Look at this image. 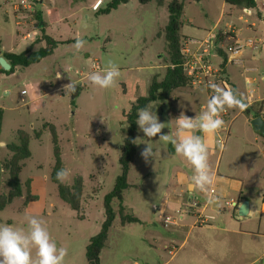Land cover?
<instances>
[{"label":"rangeland","instance_id":"1","mask_svg":"<svg viewBox=\"0 0 264 264\" xmlns=\"http://www.w3.org/2000/svg\"><path fill=\"white\" fill-rule=\"evenodd\" d=\"M95 1L0 0V50L3 53L22 51L21 44L25 41L29 45L22 52L36 51L45 46L41 44V33L36 26L37 12L53 14L57 8L62 16L72 14L59 27L49 31L52 36L73 38L71 43L61 44L53 56L39 64L0 75V141L6 145L0 147V167L12 156L7 145L18 143L17 132L24 130L31 136V157L22 162L19 176L23 196L0 210V225L26 231L27 216L41 219L57 246L68 250L65 264H88L86 248L105 220L104 198L113 190L121 174L119 159L127 127L122 112L128 111L137 98L148 95L154 77L159 81L164 78L166 68L154 67L169 63L164 28L169 19L167 6L170 0H165L162 6L155 2L142 4L139 0H129L109 14L100 11L112 0H105L97 10L92 8ZM180 2L184 7L182 35L188 37L208 32L218 24V20L217 31L227 29L228 8H223L225 0ZM236 23L243 28L247 26L244 21ZM243 34H246L245 30ZM27 35L30 38L24 39ZM78 36L86 43L76 52L73 45ZM110 63L117 65L121 72L117 85L111 89L93 85L88 79L89 74L103 73ZM155 72L159 73L153 75ZM57 73L61 79H56ZM69 77L82 87L75 106L71 105L70 94L63 89L71 82ZM151 109L157 115L163 114L159 118L163 123L170 124L172 113H175L170 103L151 105ZM49 124L56 126L64 168L71 172L70 179L64 184L71 186L77 177L83 180L78 212L60 199L57 186L50 179L55 162ZM137 138L140 144H137L130 185L124 191L123 210L125 214L151 220L152 206L160 204L165 190L175 184L176 168L181 166L182 158L169 153L167 144L158 140L159 136L150 140L138 129ZM144 143L150 144L158 153L156 159L149 163L141 157V151L146 147ZM8 179L9 173L3 169L0 194L9 192ZM28 180L31 181V194L37 199L26 204L25 182ZM191 201L199 202L195 197H191ZM113 206L118 211L120 204L114 201ZM220 212L211 214L217 218L215 224L220 226L224 215H229L233 226L244 219L233 216L228 209ZM166 216L175 217L180 225L192 223L191 218L181 220L180 213L168 211L162 216H154L158 229L175 228L173 225L164 226ZM260 218L264 220V214L248 218L250 220L245 223L249 228L257 229ZM145 229L148 228L136 223L122 225L117 215L99 257L100 264H262V260L257 258L264 249V238L242 239L236 244L231 242L228 234H222L224 237L220 242L210 237L206 247L193 232L182 245L189 229L186 228L183 237L169 249H164L160 240L157 250H151Z\"/></svg>","mask_w":264,"mask_h":264},{"label":"crops","instance_id":"2","mask_svg":"<svg viewBox=\"0 0 264 264\" xmlns=\"http://www.w3.org/2000/svg\"><path fill=\"white\" fill-rule=\"evenodd\" d=\"M261 2L262 0H256L257 6L254 8L252 15L245 16L242 13V8H245V6H226L225 1L223 8L225 10L228 8V22L225 24L227 29L217 31L220 23V20H218V24L216 23L208 32L188 37L183 35L185 39L183 40L182 53L185 62L194 63L196 66L195 75L191 77L192 83L187 88L175 89L166 100H158L151 104L157 106V104L167 105L170 103L173 106L175 110V113H172L173 119L168 128L166 127L163 130L164 134H170L173 137L176 133L175 118L181 112L195 118L207 109V102L214 94L209 87L211 83L236 90L249 105L246 111L226 109L222 112L220 115L225 121V125L215 135L207 136L198 130L195 131L194 134L204 136L206 143L209 145V164L212 173L216 177V182L211 187L215 189V194L209 196L198 189L189 191L188 186L192 182L194 170L186 158L181 156L182 164L176 168V182L165 190L160 204L152 206L153 213L150 214H153V216L151 215V220L150 218L149 220H143L137 217L140 223L136 224L148 228L145 231L147 230L148 233V245L151 250H157V244L160 240L163 241V248L169 249L171 245H174L183 237L186 228L189 229H187L182 245L186 244L193 232H195V236L199 237L201 245L206 247L209 246L207 241L210 237H213L214 241L220 242L224 237L222 234H228L229 238L232 239L231 242L236 244H239L242 239L264 238V220L262 218L258 220L257 229L249 228L245 223L246 220L255 218L257 214H264V203L262 201L264 198V136L257 133L251 125V121L257 117L256 113L261 109L262 101H264V9L260 7ZM71 16L72 14L62 16L57 8L53 14L46 12L42 15L44 21L48 24L46 33L59 42L50 56L55 54L61 44H68L74 40L70 37L63 38L49 34L50 29L59 27L63 20H68ZM240 17H244L246 20ZM236 21H244L247 26L245 28L238 26ZM244 30L245 35L243 34ZM248 39H253L255 45L248 46L246 44ZM206 40L212 42V44L208 45L205 42ZM25 42L21 44L22 51L25 50V46L29 45L27 41ZM42 43L45 44V42ZM235 43L245 45L239 57L240 64L238 65L230 62V56L227 52V47L235 45ZM22 51L9 50L8 52L21 53ZM2 53V50H0V56H2ZM201 61L206 65H211L214 70L211 75L202 70L203 64ZM160 68H167V65L154 67V69ZM158 73L155 72L153 75ZM162 115L157 116L160 118ZM218 138L223 140V150L218 147ZM167 148L169 153L176 154L171 143L167 144ZM191 197L199 200L200 205L204 206L203 212L208 213V215H211L212 212L221 213L220 211L228 209L233 213V216H239L237 212L244 201L249 203V212L247 216L240 217L244 218L243 221L236 222L235 226L230 223L229 215H224L221 222H219L222 226L215 224L217 222L215 217V221L211 225L195 227L196 214L185 210L182 205L186 198L189 200ZM215 200L219 204L220 211L218 212L212 209ZM230 200L237 202V206L233 210L225 205V202ZM168 211L180 213L182 215L181 220L191 218L192 223L176 224L173 225L174 229H158L156 220L153 219L154 216L157 214L162 216ZM170 252L172 253V251ZM257 259H261L262 264H264V249L258 254Z\"/></svg>","mask_w":264,"mask_h":264},{"label":"trees","instance_id":"3","mask_svg":"<svg viewBox=\"0 0 264 264\" xmlns=\"http://www.w3.org/2000/svg\"><path fill=\"white\" fill-rule=\"evenodd\" d=\"M226 3L233 6H245L249 8H256V0H225ZM129 0H112L104 10L100 12L102 14H109L112 10H116L121 4L128 3ZM142 4H147L150 2H155L158 6L164 5L165 0H139ZM169 12L168 23L164 28V37L167 42V49L169 55V63L166 64V73L164 78L159 81L157 77H154L152 84L149 88L148 95L141 96L136 99L134 103L131 104L128 111H124L123 116L126 120V135L124 136V141L121 146V156L119 163L121 166V174L117 177L116 183L113 190L108 193L104 198V211L105 220L102 223L101 229L96 236L92 237L86 248V257L88 264H100V255L102 250L108 240L111 228L114 221L119 215L120 222L122 225L140 223V220L135 217L124 213V191L129 186L130 173L137 155V144L133 141L136 140V133L138 126L136 124L137 110L146 105H151L158 100H166L172 94V92L181 87H186L191 85L192 78L187 75L185 68V57L182 53L183 50V40L185 37L182 35L181 30L183 28V14L184 7L180 0H170L167 6ZM37 28L41 33V41L45 42V47L40 48L36 51H27L21 53L5 52L3 57L8 60L11 64V69L5 71L0 68V75L3 73H14L18 68L26 69L31 65L41 62L44 58L53 54L55 48L58 46L59 42L49 36L46 33L48 24L44 21L41 12L35 14ZM77 84L76 92L70 94L71 105L75 106L76 99L80 96L82 92V87ZM1 108H0V135H1ZM256 116L262 117L264 119V101H262V107L257 111ZM49 130L51 132L52 143H53V156H54V166L51 172V182L57 186L58 195L60 199L65 202L72 210L79 211L81 208V200L83 196V180L81 177H77L71 186L64 183H60L56 179V172L64 168V162L61 156V148L59 145L58 134L56 126L54 124H49ZM43 132V130H42ZM39 136V135H38ZM18 143H11L7 145V148L11 151L12 156L7 160L3 167H0V186L2 184V170L5 169L9 173L8 185L10 190L8 193L0 194V210H3L11 204L16 198L23 196V185L20 181V173L23 168L22 162L31 157V152L29 150V142L31 136L28 132L24 130H19L17 132ZM25 187L27 189L26 204L33 202L37 199L36 196L31 194V181L25 182ZM117 201L120 206L115 210L113 203ZM264 203V198H263Z\"/></svg>","mask_w":264,"mask_h":264},{"label":"clouds","instance_id":"4","mask_svg":"<svg viewBox=\"0 0 264 264\" xmlns=\"http://www.w3.org/2000/svg\"><path fill=\"white\" fill-rule=\"evenodd\" d=\"M86 41L76 38L73 45L76 52H79L85 45ZM121 76L119 67L115 64H109L103 70V73L96 71L91 72L88 76L90 82L102 89H111L117 85ZM70 78V77H69ZM56 79H61L59 73ZM64 85L63 89L66 94L76 92L78 82L72 81ZM209 87L213 95L207 102V109L202 111L199 116L191 118L183 112L175 118L176 133L175 137L170 134H163L162 130L168 128V123L160 122L156 112H153L151 106L146 105L137 110L136 124L139 131L150 140L159 136V141L164 144L171 143L175 153L186 158L192 165L194 175L192 182L189 184V191L200 190L207 192L216 182V177L212 173L209 164V145L202 135L194 134L196 130L210 136L217 134L225 125L221 118V113L226 109H239L246 111L249 105L244 98L236 91L230 88H224L218 84L211 83ZM27 95V93H25ZM102 122L103 119H102ZM140 140L137 138L134 144ZM146 147L141 151V157L145 163L155 160L158 153L153 147L144 143ZM5 143L0 141V147H5ZM218 147L223 150L224 145L218 143ZM71 177V172L67 168H61L56 172V179L60 183H65ZM27 230L16 228L9 225H0V264H65V258L68 250L64 247H58L51 237L43 221L35 216H27ZM35 249V256H33Z\"/></svg>","mask_w":264,"mask_h":264},{"label":"built area","instance_id":"5","mask_svg":"<svg viewBox=\"0 0 264 264\" xmlns=\"http://www.w3.org/2000/svg\"><path fill=\"white\" fill-rule=\"evenodd\" d=\"M104 1L105 0H97L96 1L97 3H96V5L94 4L93 9L97 10L98 9L97 7L99 5H101ZM260 7H261V9H264V0H262ZM253 11H254V8H249V7L242 8V13L245 16L252 15ZM240 18L245 19L244 17L243 18L240 17ZM28 38H30V35H27L24 37V39H28ZM35 38H37V33H35ZM205 42L208 45L212 44V42L207 41V40ZM246 44L248 46H254L255 41L253 39H248ZM244 47H245V45L244 46L243 45H237L236 43H235V45H229L227 47V52L229 53V56H230L229 60L231 63H233L235 65L240 64L239 57H240L241 52H242ZM201 63L203 64L202 70L205 71V73H207L208 75H211L214 72L211 65L210 66L206 65L202 61H201ZM185 68H186L188 76L193 77L195 75L196 66L194 63H192V64L185 63ZM23 93H25V91H23ZM218 140H219L218 142L222 141V143H223L222 139L218 138ZM203 193H207L209 196H213L215 194V189L210 187L207 192H203ZM182 205H183L185 210H189L190 212H194L196 214V221H195V225H194L195 227L208 226V225H211L215 221V216L208 215V213L205 214L203 212L204 206L202 207L198 201L194 202V201H191V199H189L188 202H186V203L184 202ZM225 205L227 208L233 210L237 206V202L234 200H230V201H226ZM176 224H177V221H176L175 217H173V216H166L165 217V219H164V225L165 226L176 225Z\"/></svg>","mask_w":264,"mask_h":264},{"label":"water","instance_id":"6","mask_svg":"<svg viewBox=\"0 0 264 264\" xmlns=\"http://www.w3.org/2000/svg\"><path fill=\"white\" fill-rule=\"evenodd\" d=\"M0 67L5 71H9L11 69V64L3 56H0ZM251 125L257 133L264 136V119L262 117L258 116L254 118L251 121ZM212 209L215 210L216 212L220 211L217 200L214 201ZM248 212H249V203L248 201H244L240 205L239 211L237 213L239 214L240 217H245L247 216Z\"/></svg>","mask_w":264,"mask_h":264}]
</instances>
